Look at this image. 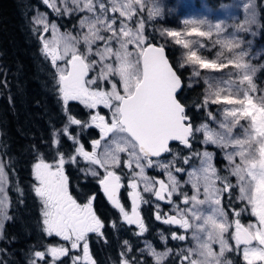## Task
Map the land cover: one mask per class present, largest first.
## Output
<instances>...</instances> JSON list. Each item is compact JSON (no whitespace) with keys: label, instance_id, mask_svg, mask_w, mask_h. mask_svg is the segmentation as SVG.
<instances>
[{"label":"snow or ice","instance_id":"obj_1","mask_svg":"<svg viewBox=\"0 0 264 264\" xmlns=\"http://www.w3.org/2000/svg\"><path fill=\"white\" fill-rule=\"evenodd\" d=\"M43 3L56 15L76 16L79 21V31L72 33L61 32L43 14L33 20L42 26L43 33H51L48 38L39 28L34 29L42 55L55 69L54 91L66 116L59 131L76 147L73 154L65 156L53 129L58 158L49 162L40 154L32 166L42 231L66 243L35 251L29 264H66L64 257L71 264H95L89 234L101 236L105 225L94 211L95 195L80 202L71 192L66 164L95 178L123 222L138 229L134 235L147 231L141 206L152 201L144 193L160 202L155 204L157 221L183 230L184 234L172 232V240L188 241L190 234L188 246L175 254L171 248L157 252L147 244L154 264H165L173 255L171 264H235L227 253L241 257L243 264H264V89L255 82L254 57L242 41L221 39V24L196 18L185 19L183 31L160 32L185 50L179 67H190L191 76L207 84L203 103L197 107L207 112L211 124L195 126L179 99L181 77L165 46L154 43L147 34L143 14L147 12L149 19L159 16L158 5L149 6L145 0ZM255 23V12L250 10L246 25ZM240 28L250 30L244 25ZM214 34L216 39L212 40ZM205 40L215 50V58L205 54ZM224 69L230 71L222 76H201L205 70L221 73ZM70 102L87 110L88 119L77 118ZM211 105L218 106L216 112ZM71 126L98 131V137L90 141V150L81 142L80 132L74 135L70 131ZM197 141L220 150L227 174L215 165L213 152L195 147ZM171 142H178L188 153L181 157ZM180 159L187 168L181 166ZM149 170L161 175H150ZM177 174L187 179L181 180ZM8 183L0 161V233L4 221L10 219ZM122 189L130 200V211L122 202ZM233 190L244 207L233 209L230 217L222 199L225 193L231 197ZM165 204L169 208L164 209ZM242 214L254 219L244 223ZM119 264L132 261L125 258Z\"/></svg>","mask_w":264,"mask_h":264},{"label":"trees","instance_id":"obj_2","mask_svg":"<svg viewBox=\"0 0 264 264\" xmlns=\"http://www.w3.org/2000/svg\"><path fill=\"white\" fill-rule=\"evenodd\" d=\"M202 1L203 4L201 0H194L197 7H201L202 10L217 6L219 2V0ZM36 9L45 10L50 19L55 18L52 11L42 4L41 0H0V153L4 155L3 157L14 162L15 176L21 191L18 197L9 195L11 216L5 224V232L11 234L16 240H14V247L9 251L13 258L7 259L6 264L27 263L25 257L30 245V241L27 239L30 235L29 231L33 233L34 230H39V225H36L33 221L35 213L39 211V204L34 200V193L32 194L34 180L32 177L30 184L31 168L40 154L45 157L49 151L56 150L57 147L48 149L51 145H56L52 135L53 129L57 130L60 140L59 145H66L63 151L64 154L68 155L72 150L70 147L72 144L59 131L66 122V116L58 100L57 92L54 91L55 81L53 75L55 69L52 67L50 60H46L42 55V46L34 31V29L39 28L32 20ZM256 14L258 30L257 34L250 39L249 46L255 57L252 64L257 67V74L261 79L260 83L256 80L255 82L259 88L264 89V3L262 0H256ZM73 20V17H71L67 20L60 18L56 21L61 27H65L70 22L74 23ZM148 36L154 43L165 46L170 62L183 79L184 86L179 99L186 107V111L191 117V123L196 125L208 122L207 112L197 107L198 104L203 103L206 93L203 80L191 77L189 67L182 69L177 67L175 52L156 32L152 31V34ZM259 61H263L262 64H255ZM212 106L216 105L210 107ZM70 107L72 113L78 118L83 119L86 116L84 113H82L83 115L80 114L77 104H70ZM212 110L216 112L214 108ZM204 119L205 121H202ZM83 120H86V118ZM70 131L74 135L77 133L74 126L70 128ZM93 131L92 129L85 131L79 137L81 142H88L89 136L94 138L96 135L93 136ZM201 145L197 141L195 147L201 150ZM214 148L216 147L211 145L206 147L207 150L214 152V163H223L222 167L217 166L221 173L227 174L221 152L218 148L215 152ZM217 153H220V155L216 156ZM231 179L234 181V178ZM85 187L87 190L94 189L88 183L85 184ZM99 190L100 188L95 186L93 195H95L97 204L100 206L97 212L103 215L105 212L101 211L102 208L107 207V212L109 206L107 202L102 201L101 203L99 200L97 195ZM234 209H237V206ZM228 211L230 214L231 210L228 209ZM106 214L107 222L102 235L95 238L99 240L91 245V253L97 255L100 264H111L114 255L120 256L122 250L120 240L124 235H129L133 241H138V235H134L132 229L125 228V224L117 212L110 209ZM241 220L247 223L249 216L243 214ZM123 228L124 235L121 231ZM150 235H152V231L148 233L147 237ZM95 246L99 251L95 250ZM178 250L179 247H176L172 254L178 253ZM133 252L129 251L130 254ZM146 257L147 255H145ZM172 259H174V255L170 256L165 264H171ZM234 259L237 262L235 264H238L240 261L239 256L234 257ZM145 261H147V264H154L149 258Z\"/></svg>","mask_w":264,"mask_h":264},{"label":"rangeland","instance_id":"obj_3","mask_svg":"<svg viewBox=\"0 0 264 264\" xmlns=\"http://www.w3.org/2000/svg\"><path fill=\"white\" fill-rule=\"evenodd\" d=\"M262 1L264 3V0H262ZM145 2L149 6L155 4V5H158L160 8V15L157 17H153V18L149 19L147 17V12H145L143 14L144 18L146 20L147 34L148 35L152 34V31L156 32L159 35V37L162 40H164L165 43L170 48L173 49V51L175 52V63L177 65V67H179L178 61L181 59L185 50L181 49L177 45H174L169 38L162 37L160 35V32L162 30H165V31L166 30L183 31L184 20L189 19V18L204 19L207 23H210L213 25H215L217 23L221 24L223 31L220 35V38L221 39H229V38L234 37L236 39H240L242 41V46L247 48L250 52V55L252 57H254V54L251 52V48L249 46V43H243V42L244 41L250 42V39L252 38V36L257 34L258 27L256 26L257 25L256 23L251 25V26L246 25V21H247L250 10L254 11L255 16H257V14H256V0H219L217 6H213L211 8H205V10H202L201 7H197L194 0H145ZM41 3L43 5H45L43 3V0H41ZM201 3L203 4L202 0H201ZM245 5H248L249 7L245 8L244 7ZM45 6L47 7V5H45ZM52 13L54 14V17H55L54 19H50L48 14L45 12V10L36 9L34 12V15L32 17V20H34V18H39L40 15L43 14V16L46 17L50 23L55 22L58 26V29L61 32L76 33L79 31V21H78L76 16H69V15L58 16L53 11H52ZM71 17H73L74 23L70 22V24H68L65 27H61V25L56 21L57 19H60V18H64L67 20ZM241 25H244L245 27L250 28V30L249 31L242 30L240 28ZM38 27L40 28L41 34H44L48 38L51 37L50 32L49 33H43L42 26H38ZM201 39H204V38H201ZM211 39L212 40L216 39L215 34L213 35V37ZM205 42L208 43V49L206 50L205 54L209 58H215V55H214L215 50L212 48L211 43L208 42L207 40H205ZM254 60H255V57L253 59H251V63ZM262 62L263 61H259L255 64H257V65L262 64ZM189 69H190L189 74H191V68L189 67ZM229 71H230V69H224V70H222L221 73H209L205 70V71L201 72V76H205V75L222 76ZM193 78L203 80V79L197 78V77H193ZM254 79L258 83L261 82V79L257 74V67H256V73H255ZM203 82L205 84V88L207 89V84L205 83L204 80H203ZM70 104H77V103L76 102H70ZM77 105L79 106L78 110L81 112L80 114L83 115L82 113H84L86 115L83 117V119L86 118V120H87L88 119L87 110L83 109L82 106H80L79 104H77ZM213 108L215 110H217L218 106H212L211 109H213ZM101 111L103 112L106 110L101 109ZM218 116H219V114H218ZM206 118L208 119L207 116H206ZM205 119L202 121H205ZM208 123L211 124V121H208ZM198 124H196L195 126H197ZM74 128L77 129V132H80V136L83 133H85V131L88 130V129L81 130L78 126H74ZM90 141L91 140L88 141L89 150H90ZM69 142L71 143V141H69ZM211 146H213V145H211ZM51 147H52V145L48 149H50ZM65 147H66V145H59L60 151L63 152L65 150ZM70 147L72 150L70 151V153L68 155L65 154V156H69V155L74 153V148L76 146L72 144V145H70ZM201 147H202L201 151H203L206 149L207 146L201 145ZM213 147H215V146H213ZM213 150L215 152H217L216 148H214ZM208 151H210V150L208 149ZM218 155H220V153L216 154V156H218ZM3 156L4 155L3 154L1 155V153H0V161H3L4 166H5V171L8 174L9 183L6 186V194L8 197L7 212H8V215L10 217L11 216V211H10L11 203H10L9 195L12 197H18V195L21 194V191H20L19 185L17 184V178L15 176L14 162L11 161L10 159L3 157ZM43 158L49 162L53 161L54 159H57L58 157L56 156V150L54 149V150H52V152L49 151L48 154ZM169 158H171V157H169ZM221 158L223 159L222 153H221ZM178 162L181 164V166H183L185 168L188 167L187 165L182 164V159H180ZM224 162L226 163V161H224ZM215 164H216V166H219V167L223 166L222 162H215ZM81 167H84L83 163H81ZM65 169H66V174L68 173V171H70V174H68V177H69L70 190L71 191H73V185L76 181H78L79 183H82V185H79V186L75 185V187H74L75 189L79 188L80 191L79 190L78 191H79L80 195H83L84 191L81 188L86 189V187H85L86 183L92 185L93 188H95V186L98 187V183H96L95 178H93L91 175H85V173L80 171L75 165L66 164ZM149 174L154 175V176H160L161 175L159 172H157L155 170H149ZM177 176L181 180L187 179L186 175H183V174H177ZM31 181H32V168H31L30 184H31ZM233 182H235V178H234ZM186 187L188 188L189 191L191 190L190 186H186ZM33 193H34V190H33V186H32V194ZM76 193L78 194L77 191H76ZM237 195H238V192L236 190H233V194L231 197H229V195L227 193H225L223 196L222 206L225 207V210L228 212V214H229L228 209H230L232 212V210L234 209L235 206H237V210L244 207L243 203H241L235 199V197ZM33 197H34V200L37 201L39 204V206H38L39 211H37L35 213L33 221L36 223V225H39L41 227V231L39 232V230L38 231L34 230L33 233H32V231H29L30 235H28L27 239L30 241V245H29V249H28L29 252L27 255L28 258L26 259V261H27L26 264H29V261L34 258V252L35 251H37V250L45 251L48 246L61 245V244L66 243L64 241H61L59 238H57L55 236L48 237L46 234L43 233V231H42V220H41V205H40L39 200L35 197V194ZM89 197H90V194H88L85 198L88 199ZM177 199H179V198L177 197ZM152 207H154V206H152ZM229 216H230V214H229ZM246 216H250V215L246 214ZM250 218H252L251 220L254 219L251 216H250ZM251 220H249V221H251ZM8 221H9V219L7 221H4V228L2 230V233H0V264H6L7 259L13 258V255L9 254V251L12 249V247H14V243H15L14 240H16V238L13 237L11 234L5 232V224ZM167 229H168V232L166 234H168V236H166V239L158 238L157 234L154 233V234L150 235L149 237H147L148 243H143V244L141 243V240L133 241V239H131L130 236L127 235L126 238L124 237V239L120 240V242H121L120 246L122 249L120 256L118 257L117 255H114L111 259L112 260L111 264H119V262L125 258L132 261V264H143V262L147 258H149L151 260V262L154 263L153 258L148 254V250L146 247L147 244H151L152 247L157 252H162L168 248H171L172 253H174V250L176 247H179V250H178V252H179L181 250V248H186L188 246V244L190 243V234H189V240L188 241H183V242L182 241H175V240L171 239V233L177 232L180 234H184L183 230L179 229V228L170 230V227H168ZM29 230H30V228H29ZM24 232H25V229H24ZM134 232H137V231L134 230ZM167 245L169 247H166ZM133 246H135V247H133ZM159 248H161V249H159ZM129 251H134V252L130 254ZM145 255H147L146 258H145ZM226 256L231 257L235 261L234 257H236V255L234 253H227ZM117 257H118V259H117ZM239 258L242 261L241 257H239ZM62 259L66 262V264H71V260L68 257H64Z\"/></svg>","mask_w":264,"mask_h":264},{"label":"flooded vegetation","instance_id":"obj_4","mask_svg":"<svg viewBox=\"0 0 264 264\" xmlns=\"http://www.w3.org/2000/svg\"><path fill=\"white\" fill-rule=\"evenodd\" d=\"M94 129H92V131H93ZM97 133L96 132V130L95 131H93V136H95L94 138H97L98 137V134H95V133ZM92 138L89 136L88 137V141L89 140H91ZM84 145H88V142H86V143H84ZM173 147H174V149L178 152V153H180L181 154V156H183V155H186L187 153H188V149H186V148H184V147H182L181 145H173ZM87 149H89V146H87L86 147ZM170 157V156H169ZM98 187H99V185H98ZM95 189V188H94ZM93 189V190H94ZM93 190L92 189H89V190H85V192L86 193H84L83 195H80L79 194V192H78V194L76 193V189L75 190H73V191H71L72 193H73V195L78 199V201H80V202H85L87 199L85 198L88 194H90V197L91 196H93ZM97 195H98V197H99V200L101 201V203H102V201L104 200H106L105 199V196H104V194H103V192L101 191V190H99L98 192H97ZM144 195V197L146 198V199H148V200H150V201H152V203L151 204H143L142 206H141V216H142V219L145 221V225H146V229H147V231L144 233V235H142V236H138V237H140V239H141V243L143 244V243H148V240H147V232L149 231H152V234H157V236H158V238H164V239H166V236H168V234H166L167 232H168V227H170V230H173V229H177L178 227H176V226H171V225H165L164 223H162L161 221H157L156 219H155V215H156V209H155V204H157V203H160V202H158V201H155V199H154V197H152L150 194H148V193H144L143 194ZM121 199H122V202L125 204V206H126V208H127V210L128 211H130V200H129V198L127 197V194H126V191L124 190V189H122L121 190ZM105 202H107V201H105ZM108 211H110V209H112V207L108 204ZM152 206H154V207H152ZM93 207H94V211L96 212V214H97V216H98V218H100L101 219V221H102V223L105 225V223L107 222L106 220H107V218H106V216H107V214L106 213H108V211L106 212V210H107V207L106 208H102V210L101 211H103V212H105L103 215L102 214H99L97 211H99V208H100V206L97 204V201H96V197H95V199H94V201H93ZM169 206L168 205H163V208L164 209H167ZM112 210H114V209H112ZM115 212H117L116 210H114ZM118 213V212H117ZM119 214V213H118ZM150 214H152V216H150ZM120 216V215H119ZM122 219V218H121ZM123 221V220H122ZM124 223V222H123ZM125 224V223H124ZM125 228H128L129 230L130 229H132L133 231L134 230H136V231H138V229H136L135 228V226H128V225H126L125 224ZM102 231V230H101ZM121 231L123 232V235H124V228L123 229H121ZM99 236H97L96 234H89V244H90V251H92L91 250V245H93L94 244V242L95 241H97V240H99V239H95V238H98ZM124 237L126 238L127 237V235L125 236L124 235ZM124 237H122L121 238V240L122 239H124ZM95 250L96 251H99V249L95 246ZM93 256V259H94V261H95V264H100V261L97 259V255L96 254H94V255H92Z\"/></svg>","mask_w":264,"mask_h":264},{"label":"water","instance_id":"obj_5","mask_svg":"<svg viewBox=\"0 0 264 264\" xmlns=\"http://www.w3.org/2000/svg\"><path fill=\"white\" fill-rule=\"evenodd\" d=\"M166 55H167V52H166ZM168 57V56H167ZM171 63V62H170ZM181 81H182V89L179 91V95H180V93H181V91L183 90V84H184V82H183V79L181 78ZM173 145H179V143L178 142H171ZM182 146V145H181ZM182 147H184V146H182ZM106 199V198H105ZM106 201H107V199H106ZM108 202V201H107ZM108 204H109V202H108Z\"/></svg>","mask_w":264,"mask_h":264},{"label":"bare ground","instance_id":"obj_6","mask_svg":"<svg viewBox=\"0 0 264 264\" xmlns=\"http://www.w3.org/2000/svg\"><path fill=\"white\" fill-rule=\"evenodd\" d=\"M106 198V197H105Z\"/></svg>","mask_w":264,"mask_h":264}]
</instances>
